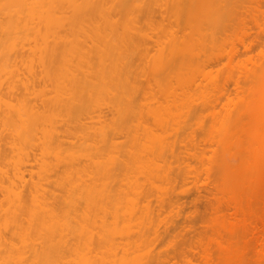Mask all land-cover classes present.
I'll use <instances>...</instances> for the list:
<instances>
[{
    "label": "bare ground",
    "instance_id": "6f19581e",
    "mask_svg": "<svg viewBox=\"0 0 264 264\" xmlns=\"http://www.w3.org/2000/svg\"><path fill=\"white\" fill-rule=\"evenodd\" d=\"M238 4L0 0V264L146 263L100 251L140 247L153 189L173 207L160 161L177 128L191 135L192 45L225 32ZM254 27L232 56L263 54L264 20ZM259 137L264 149V124Z\"/></svg>",
    "mask_w": 264,
    "mask_h": 264
},
{
    "label": "rangeland",
    "instance_id": "374dc122",
    "mask_svg": "<svg viewBox=\"0 0 264 264\" xmlns=\"http://www.w3.org/2000/svg\"><path fill=\"white\" fill-rule=\"evenodd\" d=\"M256 18L264 20V0H239L225 32L204 46L192 45L201 60H192L187 71L195 98L191 135L177 128L174 156L169 153L160 161L163 175L175 179L165 191L175 203L159 207L153 189L148 202L153 218L146 222L145 241L125 254L100 251L107 259L264 264L251 232L255 224L261 230L264 223V149L259 137L264 124V48L261 56L253 48L251 60L231 55L234 47L242 50L244 30L249 25L256 30ZM160 183L167 186L165 180ZM131 236L137 237L133 232Z\"/></svg>",
    "mask_w": 264,
    "mask_h": 264
}]
</instances>
